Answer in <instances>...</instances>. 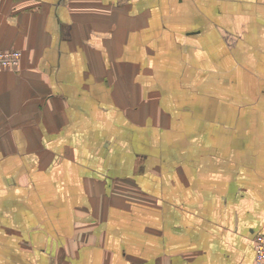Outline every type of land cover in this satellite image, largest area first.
Here are the masks:
<instances>
[{
  "label": "crops",
  "instance_id": "obj_1",
  "mask_svg": "<svg viewBox=\"0 0 264 264\" xmlns=\"http://www.w3.org/2000/svg\"><path fill=\"white\" fill-rule=\"evenodd\" d=\"M0 264H256L264 0H0Z\"/></svg>",
  "mask_w": 264,
  "mask_h": 264
},
{
  "label": "built area",
  "instance_id": "obj_2",
  "mask_svg": "<svg viewBox=\"0 0 264 264\" xmlns=\"http://www.w3.org/2000/svg\"><path fill=\"white\" fill-rule=\"evenodd\" d=\"M22 54L18 51L0 53V69H16L20 65ZM256 264H264V233L254 238Z\"/></svg>",
  "mask_w": 264,
  "mask_h": 264
}]
</instances>
